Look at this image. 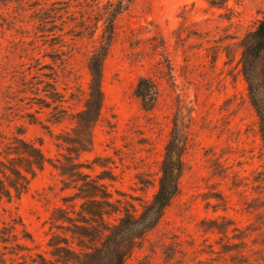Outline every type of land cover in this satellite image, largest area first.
Returning a JSON list of instances; mask_svg holds the SVG:
<instances>
[{"label":"rangeland","instance_id":"1","mask_svg":"<svg viewBox=\"0 0 264 264\" xmlns=\"http://www.w3.org/2000/svg\"><path fill=\"white\" fill-rule=\"evenodd\" d=\"M207 2L0 0V151L23 132L50 160L18 200L0 206V264H22L21 245L44 254L52 235L76 242L83 201L71 179L52 167L67 154L56 138L76 133L86 60L114 12L91 147L78 159L71 154L82 166L80 179L105 178L107 213L130 206L139 212L156 191L174 128L184 143L178 194L125 264H262L264 147L240 74L238 42L264 0H227L221 9ZM139 78L152 88L149 109L134 94ZM52 90L66 102L68 116L58 125L48 122L50 109L37 106L50 104ZM65 215L72 221L60 219Z\"/></svg>","mask_w":264,"mask_h":264},{"label":"trees","instance_id":"2","mask_svg":"<svg viewBox=\"0 0 264 264\" xmlns=\"http://www.w3.org/2000/svg\"><path fill=\"white\" fill-rule=\"evenodd\" d=\"M226 1L215 3V0H208L207 3L211 8L221 9ZM118 13L114 12L103 20L99 46L86 60L88 74L86 96L81 110L73 117L76 126L72 131L74 133L75 130L76 133L74 136L67 133L56 138L59 146L67 154L62 155L65 163L52 167L58 170L61 176L71 179L74 184L72 188L79 192L78 198L83 201L80 204L81 220H75L81 225L74 226L72 232L76 242L72 246L52 235L46 242L47 251L44 254H31L29 248L21 245L18 253H21L22 264H125L144 235L158 224L164 211L178 194L179 181L184 171L181 158L184 143L178 139L175 128L164 146L158 168L156 191L149 200L140 202L139 212L130 206L107 213V209L101 207V204L107 207L110 199L103 191L104 184L100 182L105 178L98 177L90 183L83 182L80 179L82 166L71 157L72 154L78 159L80 154L88 152L91 147V130L99 118L103 104L101 89L103 63L113 41V22ZM258 13L259 18L238 42L240 51L238 64L264 147V9ZM147 84L149 85L147 79L139 78L134 90L144 109H149L150 106L145 103L151 100L152 88ZM47 98L50 104L44 106L42 102L37 106L40 109H50L48 122L58 125L65 116H68L64 106L66 102L55 90H52ZM22 135L23 132H18L0 151V206L3 202L18 200L27 191L36 174L50 163L40 147L24 139ZM258 174L264 183V166L263 172ZM111 213H118L119 216L114 224H107L105 217ZM60 219L72 221L67 215ZM26 237L33 243L30 236ZM261 260L264 264V253Z\"/></svg>","mask_w":264,"mask_h":264}]
</instances>
